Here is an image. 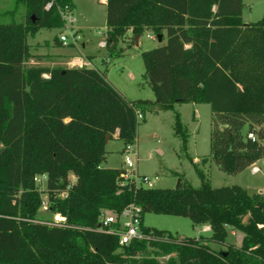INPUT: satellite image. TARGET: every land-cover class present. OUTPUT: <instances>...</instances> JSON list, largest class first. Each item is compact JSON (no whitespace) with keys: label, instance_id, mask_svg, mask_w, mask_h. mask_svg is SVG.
<instances>
[{"label":"trees","instance_id":"obj_1","mask_svg":"<svg viewBox=\"0 0 264 264\" xmlns=\"http://www.w3.org/2000/svg\"><path fill=\"white\" fill-rule=\"evenodd\" d=\"M105 1L110 58L122 54L118 45L129 31L128 47L146 31L165 40L141 53L155 102L125 99L106 79V67H24L27 38L63 28L61 13L73 10L72 0H15L0 14V264H264V193L214 188L193 160L198 188L178 173V189L121 186L122 167H101L107 143L118 133L123 147L134 145L137 112L144 121L155 105H209V156L225 174L264 159V15L244 24L242 0ZM173 130L185 150L177 113ZM36 175L46 176L48 211L64 225L38 215ZM131 204L142 215L208 225L210 236L147 228L149 239L120 247L115 235L97 230L98 218ZM227 228L243 233L241 246L212 249L209 243L225 246Z\"/></svg>","mask_w":264,"mask_h":264},{"label":"rangeland","instance_id":"obj_2","mask_svg":"<svg viewBox=\"0 0 264 264\" xmlns=\"http://www.w3.org/2000/svg\"><path fill=\"white\" fill-rule=\"evenodd\" d=\"M76 6L73 17L77 20L74 26H81L85 39L89 40L87 53L94 54L99 61L105 64L106 79L114 85L124 98L129 101L150 100L154 95L147 80L144 77V65L141 53L151 50L165 43L158 42L156 36L146 31L136 40L139 44L128 47L131 41V34L128 32L126 38L121 41L118 48L123 49L119 56L110 58L106 50L100 47V42L105 40L103 36L106 31V8L98 0H73ZM242 21L244 24L259 21L264 15V0H242ZM15 0H0V14L10 11L14 7ZM65 7L64 9H66ZM69 14L72 10L68 8ZM24 8L19 5L16 20L22 21ZM4 18V17H3ZM105 28V29H104ZM64 27L60 29H41L34 37H28L27 43L30 44V57L24 63L25 68L41 67L39 62H43L44 56L38 55L46 52L43 49L44 40L51 42L65 34ZM154 36L153 39L150 37ZM61 43V42H60ZM81 41L74 47H79ZM60 47V46H59ZM34 51V52H33ZM102 68V70L105 69ZM101 70V71H102ZM112 85V86H113ZM146 112L145 120L139 121L137 128L136 142L133 145L135 153L129 154L135 162L138 173L145 175L151 181V188H175L179 177L174 173L182 175L193 188H198L201 184L195 168L191 162L194 161L201 170L210 185L214 188L238 185L245 188L249 193H264V173L251 175L250 170H245L237 175H228L217 169L209 156L210 133H211V110L209 105L201 104L198 106V117H195V106L193 104L175 105L173 110H153ZM178 114L180 123L187 133L186 149L182 147V141L174 135L175 115ZM123 144L119 140H110L106 146V152L111 166H119L123 162ZM194 158H197L194 160ZM104 165V162L102 166ZM123 166V165H122ZM248 169V168H247ZM35 177H39L36 175ZM155 178H157L155 180ZM73 183L75 178L70 176ZM119 182L128 183L127 179L120 178ZM36 189L40 192L42 201L46 202V209L42 206L38 209V215L44 219L54 220L56 214L48 211L45 182H36L33 178ZM143 226L157 230L170 232L177 237L197 238L199 236L208 238L210 231L200 225H194L188 218L145 213L142 216ZM243 233L227 228V238L225 246L209 243L210 247L216 251H225L227 245L240 247L242 244Z\"/></svg>","mask_w":264,"mask_h":264},{"label":"built area","instance_id":"obj_3","mask_svg":"<svg viewBox=\"0 0 264 264\" xmlns=\"http://www.w3.org/2000/svg\"><path fill=\"white\" fill-rule=\"evenodd\" d=\"M46 7H49L47 5ZM62 19L64 20V30L66 31L64 35L59 36V41L64 46L77 45L81 41L80 33L73 27V18L72 14H69L68 8L64 9L61 13ZM151 39L154 36L150 37ZM100 47L105 48V40L100 43ZM84 65H89L86 62H83ZM44 77H48L45 75ZM138 121L142 120V114L137 112ZM250 139H253L252 134H248ZM135 153L133 150V145H128L123 149V171L119 174L118 179L125 178L128 183H133L136 187L151 188V181L146 176H140L136 173L135 162L130 158L129 154ZM156 179V178H155ZM36 182L44 181L46 182V176L35 177ZM119 182V180H118ZM127 184V183H126ZM122 182H119V185H126ZM61 197H65L66 193H62ZM42 208L46 209V202L42 201ZM142 209L140 206L131 204L128 207L124 208L120 212H111L103 211L100 213L98 218L97 230L115 235L118 238V243L120 247H126L135 241H143L149 239L150 235L146 231V227L142 223ZM52 224L57 226H62L65 224V218L59 214L54 216Z\"/></svg>","mask_w":264,"mask_h":264},{"label":"crops","instance_id":"obj_4","mask_svg":"<svg viewBox=\"0 0 264 264\" xmlns=\"http://www.w3.org/2000/svg\"><path fill=\"white\" fill-rule=\"evenodd\" d=\"M72 2H73V6H74L73 10H72V18H73V23L72 24H73V27L80 33V35L82 37V43L80 44L79 47H74L72 45L64 46V45H62L60 43L59 37L57 38V36L55 37V39L52 42L50 40H48V39L44 40L43 45H40V49L43 46L44 47L43 49H46V52H44L43 54L37 53L38 55L44 56L43 62H39V64L41 65V67H47V68H53V67L73 68V67L86 66V67H95V68H97L99 70H102V68L105 67V64L102 65V63L100 61H99V63L96 64V60L98 58L94 54L86 52V49L89 46V40L85 39V41H84V32H83L84 28H82L81 26H77V27L74 26V24L77 23V20H75V18L73 17V14H74L76 6H75L73 0H72ZM99 2L102 4V6H105V3H106L105 0H100ZM105 27H106V25H105ZM50 30H52V29H50ZM129 33H130V31H129ZM138 44H139V40H138L137 43H135V45H138ZM28 45H30V44H28ZM30 51H32V48H30ZM81 60L83 62L88 63L89 65H84V63H82ZM113 87L115 89H117L114 85H113ZM149 101L155 102V98L154 99H150ZM193 106H195V110H194V112L196 114L195 117H198V113H197L198 109L197 108H198L199 105L193 104ZM153 110H155V109H153ZM117 135H118V133H116L114 135L113 140H117ZM108 144H109V142L107 143V145ZM122 152H123V150H122ZM195 159H197V158H194V160ZM108 162H109V157L106 156V160L104 162V165L102 166V164H103L102 163L101 167H103V168H111V169H120L122 167V165H123V162H121L119 166H111ZM135 170H136V173L138 175H140L138 173L137 166H136ZM246 170H250L251 175H256L257 173H260V172L264 173V159H261V160L257 161L255 164H253L251 167H249ZM140 176H145V175H140ZM200 226H202V228L210 231V227L208 225H200Z\"/></svg>","mask_w":264,"mask_h":264},{"label":"water","instance_id":"obj_5","mask_svg":"<svg viewBox=\"0 0 264 264\" xmlns=\"http://www.w3.org/2000/svg\"><path fill=\"white\" fill-rule=\"evenodd\" d=\"M134 39H135V43H137L136 40L138 39V36H135ZM156 39H157L158 42H161V40H162V36H161V35H158V36L156 37ZM153 108H154L155 110H162V108H161L160 105H155ZM178 183H179V181L177 182V185H176L175 189H178Z\"/></svg>","mask_w":264,"mask_h":264}]
</instances>
